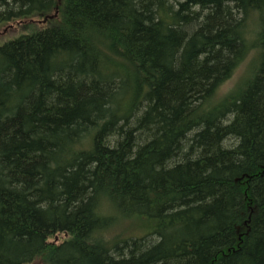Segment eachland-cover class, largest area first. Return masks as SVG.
<instances>
[{
	"label": "trees",
	"instance_id": "16d2710c",
	"mask_svg": "<svg viewBox=\"0 0 264 264\" xmlns=\"http://www.w3.org/2000/svg\"><path fill=\"white\" fill-rule=\"evenodd\" d=\"M14 22L0 264H264V0H0Z\"/></svg>",
	"mask_w": 264,
	"mask_h": 264
},
{
	"label": "rangeland",
	"instance_id": "374dc122",
	"mask_svg": "<svg viewBox=\"0 0 264 264\" xmlns=\"http://www.w3.org/2000/svg\"><path fill=\"white\" fill-rule=\"evenodd\" d=\"M36 20L39 21L40 25L44 23L42 22L43 19L41 18H37ZM20 24H21L20 22L18 23L14 22L12 24H6V25L0 26V45L18 36V34H20L22 31H25L24 28L20 26ZM247 63H248V60L245 61L241 65V67L236 71L234 76L222 86L221 92L227 91L228 89L232 88L237 83V81L243 76ZM148 224L149 222L145 220L144 217L137 216V215L133 216L129 220L121 221L117 223L116 226L114 227V231L111 234V237H114L119 234L123 236L142 235L149 230ZM65 237H66L65 234H59L54 239H52L51 242L60 243ZM29 264H46V263L43 258L39 257Z\"/></svg>",
	"mask_w": 264,
	"mask_h": 264
},
{
	"label": "bare ground",
	"instance_id": "6f19581e",
	"mask_svg": "<svg viewBox=\"0 0 264 264\" xmlns=\"http://www.w3.org/2000/svg\"><path fill=\"white\" fill-rule=\"evenodd\" d=\"M114 231V230H113Z\"/></svg>",
	"mask_w": 264,
	"mask_h": 264
}]
</instances>
